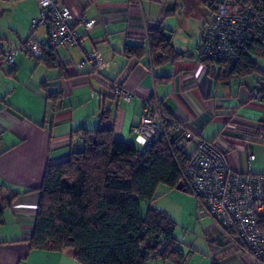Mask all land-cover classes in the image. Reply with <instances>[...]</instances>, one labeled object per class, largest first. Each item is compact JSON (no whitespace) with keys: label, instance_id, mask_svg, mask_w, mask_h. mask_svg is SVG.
<instances>
[{"label":"crops","instance_id":"crops-1","mask_svg":"<svg viewBox=\"0 0 264 264\" xmlns=\"http://www.w3.org/2000/svg\"><path fill=\"white\" fill-rule=\"evenodd\" d=\"M63 1L84 36L83 49L57 46L49 65L19 51L12 65H0V183L6 194L20 192L3 212L0 264H81L68 248L32 249L26 241L33 232L40 198L37 188L45 168L67 159L80 147L75 132L112 128L117 137L140 146L132 129L140 123L141 103L158 100L174 119L189 122L198 137L216 141L226 154L228 167L242 172L246 135L235 126L264 131V102L250 98L248 84L264 79V64L259 63L264 58L254 57L258 68L255 73L228 83L216 81L197 54L207 26L192 44L183 37L174 40L171 31L168 40L182 52L176 58L154 64L148 52L127 57L126 46L142 45L148 30L162 27L170 31L163 23L167 11L174 10L175 5L160 4L151 19L144 0ZM37 13V0H0V37L5 46L17 48L29 37L44 38L43 28L33 30L30 25ZM90 18H96L97 24L85 32L77 23ZM92 49L102 54L109 68L96 71L87 65L76 70L73 64L84 51ZM116 83L134 92L136 99L128 102L114 95ZM48 94L53 97L47 98ZM261 147L264 138L252 145L255 159L251 170L264 174V161L255 152ZM26 190L31 191L24 193ZM203 215L201 231L211 260L206 259L212 264H248L247 258L234 251L230 240ZM189 248L191 254L194 249ZM192 264H200V260Z\"/></svg>","mask_w":264,"mask_h":264},{"label":"trees","instance_id":"trees-1","mask_svg":"<svg viewBox=\"0 0 264 264\" xmlns=\"http://www.w3.org/2000/svg\"><path fill=\"white\" fill-rule=\"evenodd\" d=\"M242 2L264 6V0ZM163 31L162 27L148 30L143 44L126 46L125 55L139 57L148 52L154 64L182 55ZM52 57L45 52L38 60L49 65ZM254 57L264 58L261 38L246 43L234 64L198 55L208 74L222 83L257 72ZM75 133L80 147L67 159L48 164L37 188L36 220L26 239L30 248H68L81 264H147L156 258L184 264L185 252L173 235L175 222L151 204L160 184L175 188L179 181L184 183L182 173L191 152L176 148L165 136L144 149L117 137L112 128ZM186 191L191 193L187 187ZM18 194H6L0 183V224L4 210Z\"/></svg>","mask_w":264,"mask_h":264},{"label":"built area","instance_id":"built-area-1","mask_svg":"<svg viewBox=\"0 0 264 264\" xmlns=\"http://www.w3.org/2000/svg\"><path fill=\"white\" fill-rule=\"evenodd\" d=\"M37 3L38 13L30 25L33 30L43 28L44 38L29 37L19 47L10 48L0 37V65H12L19 51L40 59L45 52L54 56L57 46L83 49L84 36L77 30L64 1L37 0ZM214 8L213 18L198 43L197 54L214 62L234 64L246 43L254 38L264 40V6L242 0H223ZM77 24L86 32L97 24V19H83ZM53 63L57 65V59ZM73 65L76 70L87 65L96 71L109 68L96 49L84 51ZM113 93L128 102L136 99L134 92L119 83L113 86ZM249 96L253 101L264 102V79L249 86ZM141 108L140 123L132 129L141 147L147 149L163 136L178 149H186L192 143L191 157L182 173L184 184L195 196L202 212L230 240L234 251L245 256L248 264H264V174L251 170L255 159L252 145L264 138V131L257 127L235 126L246 135L243 141L245 169L237 172L228 167L226 154L216 141L198 137L189 122L174 119L158 100H143Z\"/></svg>","mask_w":264,"mask_h":264},{"label":"rangeland","instance_id":"rangeland-1","mask_svg":"<svg viewBox=\"0 0 264 264\" xmlns=\"http://www.w3.org/2000/svg\"><path fill=\"white\" fill-rule=\"evenodd\" d=\"M223 0H144L147 8H150L151 19H154L155 13L160 8V4L171 3L175 5L173 11L168 10L164 27L170 34L173 31L175 34L174 40L179 41L182 37L192 44L197 39L199 33L204 26H207L213 18V9L217 3ZM212 5V7H211ZM34 58V57H32ZM36 59V58H35ZM259 63L264 64V60H259ZM243 81V80H242ZM247 81V79H244ZM249 86L251 83L248 81ZM240 144L241 143H237ZM254 144V142H253ZM186 150L192 152V144L187 145ZM258 159L264 161V147L260 151H255ZM153 205H157L159 209L165 211L169 217L175 222L174 237L177 240L178 247L185 252V260H189L188 264H212L210 256L205 249L201 225L204 217L195 196L188 192L176 188H168L160 184L156 191V196L152 201ZM146 204L142 205V210H145ZM209 217V216H208ZM210 218V217H209ZM211 219V218H210ZM212 221V220H211ZM194 251L189 254L188 249L191 247ZM195 257L192 259L193 255ZM191 256V257H190ZM200 258V259H199ZM207 258V259H206ZM147 264H175L171 260L163 261L162 259H149Z\"/></svg>","mask_w":264,"mask_h":264},{"label":"water","instance_id":"water-1","mask_svg":"<svg viewBox=\"0 0 264 264\" xmlns=\"http://www.w3.org/2000/svg\"><path fill=\"white\" fill-rule=\"evenodd\" d=\"M163 35L167 38L170 39L171 34L167 31H163ZM176 189L186 191V187H184V183L182 181H179L178 184L175 186Z\"/></svg>","mask_w":264,"mask_h":264}]
</instances>
